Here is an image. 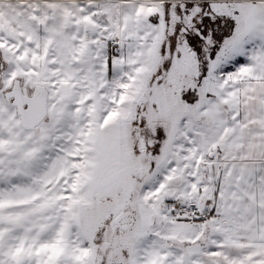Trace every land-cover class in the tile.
I'll use <instances>...</instances> for the list:
<instances>
[{"label":"snow or ice","instance_id":"6c2138e0","mask_svg":"<svg viewBox=\"0 0 264 264\" xmlns=\"http://www.w3.org/2000/svg\"><path fill=\"white\" fill-rule=\"evenodd\" d=\"M0 264H264V0H0Z\"/></svg>","mask_w":264,"mask_h":264}]
</instances>
